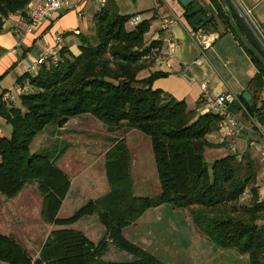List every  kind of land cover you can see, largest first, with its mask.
I'll return each instance as SVG.
<instances>
[{
	"label": "trees",
	"instance_id": "1",
	"mask_svg": "<svg viewBox=\"0 0 264 264\" xmlns=\"http://www.w3.org/2000/svg\"><path fill=\"white\" fill-rule=\"evenodd\" d=\"M31 1L0 0V33L5 19L16 12L24 13ZM228 3L242 28V16L229 0ZM132 16L121 14L115 1L107 0L94 15V36L79 34L78 54L68 47L60 48L56 62L50 59L36 75L26 73L19 78V83L29 78L32 89L20 96V107L0 103V115L12 125L10 136L0 135V193L14 197L26 184L35 182L43 197L44 221L64 226L96 213L105 228L104 235L96 243L81 230L58 227L33 258L13 235L0 232V261L165 264L130 242L123 230L149 208L169 203L188 210L195 226L218 248L248 254L250 264H264V199L256 186V161L250 153L243 154L241 159L229 153L215 159L209 169L205 149L212 144L207 135L218 130L222 117L211 111L198 113L188 108L185 100L155 88V81L168 76L166 72L154 71L147 77H139L156 59L159 53L153 49H161L162 42H146L155 17L129 27ZM219 17L240 41L230 25L229 15L221 12ZM255 46L264 54L258 44ZM244 47L257 71L248 84L252 101L241 94L246 108L243 114L264 126V66ZM147 55L149 58L144 59ZM232 110L238 113L242 108L234 104ZM84 114L96 117L111 133L121 128L137 129L150 138L161 186L159 194H135L129 146L124 137L113 138L105 153L108 192L88 200L74 215L58 217L71 179L56 165L49 151L31 152L30 143L39 131L49 126L63 128L71 118ZM247 190L251 196L244 202L242 197ZM111 244L133 255V259L105 260L103 256Z\"/></svg>",
	"mask_w": 264,
	"mask_h": 264
},
{
	"label": "crops",
	"instance_id": "2",
	"mask_svg": "<svg viewBox=\"0 0 264 264\" xmlns=\"http://www.w3.org/2000/svg\"><path fill=\"white\" fill-rule=\"evenodd\" d=\"M37 1L32 0L31 3ZM114 1L121 14H142L143 19L155 17L150 31L146 34V42L149 44L152 40L161 41V52H168L166 60L154 59L152 64L139 73V77H147L154 71L168 73V76L157 79L154 87L162 89L178 99L185 100L188 108L195 109L198 113L207 111L201 101V86L204 83H207L210 94L213 97L227 91H233L240 95L248 91L252 96V92L248 89V84L256 73L257 68L245 49V45L243 46L240 43L241 40L239 41L235 37L228 25L219 17L221 12H224L227 16L229 15L226 6L221 0H217V2L214 0L204 1L207 6L205 14L213 15L214 19L209 25L200 30L192 28L189 24L190 17L188 18L186 15L189 9L184 8L178 0ZM229 1L238 10V14L241 17L242 15L235 2L233 0ZM240 1L245 8L250 10L251 18L264 36V0ZM97 4V2L92 0H78L75 5L80 10H83L82 16H79L78 9L62 10L51 16L40 28L31 32L26 31V17L23 12L9 15L5 19L3 32L0 33V94L6 90L15 89L19 83V78L29 73L35 60L37 61L48 48L55 55L62 47H68L71 52L78 54L80 52L79 34L88 37L95 34L94 15L99 10ZM156 4H159V6L156 7ZM130 10L134 11L130 12ZM143 12L147 13L143 14ZM164 16L174 20L172 30V35L176 40L174 44H171L168 40V35L160 30L161 20ZM207 27L216 28L217 31L208 33L206 31ZM241 29L254 45L258 44L264 50V39L262 41L258 37L243 16ZM58 36L62 37L60 44L56 42ZM202 40L210 41V45L204 50H202ZM198 59L202 60L201 64L196 62ZM237 114L249 126V120L244 116L243 112L240 111ZM131 131L129 129L121 136L126 139L129 149V136H135ZM219 135L218 130L212 131L207 135V139L212 145L206 147L205 158L209 155L212 158V162L231 153L227 144L219 143ZM253 143H256L259 148L264 146V126H261L258 131L253 127L252 129H244L236 139L238 151L242 155L250 153L256 161L258 167L256 186L258 187L260 198L264 199V173L261 170L260 152L257 149V145ZM250 196V190H247L243 194L242 201ZM163 205L155 207V210L149 208L139 220L124 228L125 237L133 244L140 245L151 252L161 246L159 234L153 229L154 227L160 228L166 224L162 221L163 219H160L161 216L155 214L151 219L145 220V222L141 221L146 217H144V215H147L146 213H150V211L153 214L157 213L158 209H160L159 207H163ZM172 213L176 215L181 212L178 209H174ZM184 213L183 222L185 228L188 231L191 229L193 235L195 233L198 235L199 245L198 254H196V264H215L219 258L232 260L236 264L237 262L245 261V256L240 255L237 250H222L218 248L195 226L189 211L185 210ZM175 222L169 220L167 225L173 226L172 224ZM3 228H5V231L0 230L1 233L14 234V230L10 229L11 226L8 221H5V227ZM175 231H178V229H175ZM48 235L43 233V243ZM132 259L133 255L128 253L123 260L126 262ZM0 264L2 263L0 262Z\"/></svg>",
	"mask_w": 264,
	"mask_h": 264
},
{
	"label": "rangeland",
	"instance_id": "3",
	"mask_svg": "<svg viewBox=\"0 0 264 264\" xmlns=\"http://www.w3.org/2000/svg\"><path fill=\"white\" fill-rule=\"evenodd\" d=\"M131 2L135 1L131 0ZM144 4L146 5V3ZM97 6L100 9L101 4H97ZM133 11L130 10V12ZM145 13L147 12H143V14ZM79 16L82 15L79 14ZM128 25L129 27L133 26L129 22ZM10 90L17 96L16 102L12 105L20 107L19 93H16V88ZM28 91H32V89L29 88ZM0 130L6 136H10L12 133V125L7 123L1 115ZM128 130L121 128L111 133L104 123L96 117L91 114H84L71 118L62 129L49 126L35 134L30 143V151L35 152L43 149L49 151L53 159L56 160V165L66 171L71 179L70 188L58 212L59 218L74 215L88 200L96 199L108 192L109 183L105 171V152L112 145L113 138L123 136ZM131 130L135 134V136H129L131 159L133 158V164L131 160L133 191L138 196L157 195L161 192V186L151 140L140 130ZM206 160L210 169L212 158L208 155ZM249 200L250 197L246 198L244 202ZM42 203L43 197L35 182L26 184L14 197H6L0 193V230L5 229L3 228L5 227V221H8L11 226L10 229L14 230V234L11 235L27 249L33 258L38 256L44 239L43 233L48 235L58 227H71L81 230L96 243L101 239V235L103 236L105 233V228L96 213L82 216L71 224L64 226L48 223L43 220L41 215ZM159 208L157 213L153 214L151 211L146 213L147 215H144L146 217L141 222L151 219L155 214L161 216L160 219H163L162 221L166 224L160 228H153L159 234L161 246L153 249L152 252L140 245L138 246L165 264H196L199 245L198 235L196 233L193 235L191 229L188 231L185 228L183 220L186 209L174 208L169 203H165L163 207ZM155 209L153 207L152 210ZM174 209H178L181 213L174 215L172 213ZM169 220L176 221L172 224L174 227L167 225ZM175 229H178V231H175ZM127 254L111 244L103 258L108 261L121 262L124 261L123 259ZM239 254L245 256V261L237 262V264H250L248 254ZM0 262L8 264L7 262ZM215 264L236 263L229 259L219 258Z\"/></svg>",
	"mask_w": 264,
	"mask_h": 264
},
{
	"label": "built area",
	"instance_id": "4",
	"mask_svg": "<svg viewBox=\"0 0 264 264\" xmlns=\"http://www.w3.org/2000/svg\"><path fill=\"white\" fill-rule=\"evenodd\" d=\"M78 0H38L35 3H29L25 10L24 15L26 17V31L31 32L40 28L51 16L57 14L62 10H77L79 14H82L83 10H80L76 4ZM101 4V7H104L107 3V0H92ZM236 6L239 9L240 14L247 19L250 26L257 33L258 37L263 41L264 36L259 29V27L255 24L253 19L251 18L250 10L244 7L240 0H233ZM159 4H156L158 7ZM143 20L140 14H134L129 23L131 25H136ZM174 20L169 17H163L160 24V30L168 35V40L170 43H175V38L172 35ZM56 42L60 44L62 42V37L58 36ZM264 42V41H263ZM202 50L210 45L209 40H202ZM153 52L159 53L156 56V60H166L168 57V52H161V49L156 47L153 49ZM149 58V55L144 56V59ZM52 59L54 62L58 60V56L53 54L48 48L37 61L33 63L30 68L29 74L36 75L39 72V69L42 64L48 62V60ZM198 64L202 63L201 59L196 61ZM202 95L201 101L203 106L207 111L214 112L222 117L221 122L219 123V143L227 144L229 146L230 152L235 154L239 159L242 158V154L238 151L236 145V139L239 134L244 129H252V127L256 126L258 129H261V126L258 125L255 119L249 117V126L232 110V106L234 104H239L242 108L241 112L246 111L245 105L241 99V95L235 93L233 91L224 92L216 97L211 96L210 91L208 89L207 83L202 84ZM29 88H31L30 79L26 78L23 83H18L16 87V93L19 95L28 92ZM18 91V92H17ZM17 96L11 90H6L1 94V101L6 105H12L16 102ZM0 135H3V131L0 130ZM254 144V143H253ZM254 145H257L256 143ZM257 149L260 152V163L261 170L264 173V146L258 147Z\"/></svg>",
	"mask_w": 264,
	"mask_h": 264
},
{
	"label": "water",
	"instance_id": "5",
	"mask_svg": "<svg viewBox=\"0 0 264 264\" xmlns=\"http://www.w3.org/2000/svg\"><path fill=\"white\" fill-rule=\"evenodd\" d=\"M180 4L184 8H189V11L187 12V17H190L189 24L192 26V28L200 30L207 26L213 19V15H206L205 10H206V2L205 0H178ZM221 2L226 6L228 14H229V20H230V25L238 38L241 40V42L248 47L253 54L259 59V61L263 64L264 66V54L245 36L241 28L238 26L236 23L232 10L230 8V5L228 3V0H221ZM208 33L209 32H215L217 31L216 28H211L207 27L206 30ZM244 98L247 101H252V96L248 91H245L243 93Z\"/></svg>",
	"mask_w": 264,
	"mask_h": 264
}]
</instances>
